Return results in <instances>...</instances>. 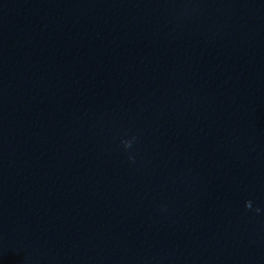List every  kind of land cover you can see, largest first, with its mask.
I'll return each instance as SVG.
<instances>
[{
    "label": "clouds",
    "instance_id": "obj_1",
    "mask_svg": "<svg viewBox=\"0 0 264 264\" xmlns=\"http://www.w3.org/2000/svg\"><path fill=\"white\" fill-rule=\"evenodd\" d=\"M124 144H125V147H130V141H125ZM246 207L248 208L252 207L251 201L246 202ZM256 211L259 212L260 210L256 209Z\"/></svg>",
    "mask_w": 264,
    "mask_h": 264
}]
</instances>
